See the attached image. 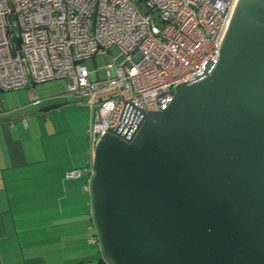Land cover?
<instances>
[{"label":"water","instance_id":"water-1","mask_svg":"<svg viewBox=\"0 0 264 264\" xmlns=\"http://www.w3.org/2000/svg\"><path fill=\"white\" fill-rule=\"evenodd\" d=\"M217 47L165 108L95 141L97 264H264V0H233Z\"/></svg>","mask_w":264,"mask_h":264},{"label":"built area","instance_id":"built-area-1","mask_svg":"<svg viewBox=\"0 0 264 264\" xmlns=\"http://www.w3.org/2000/svg\"><path fill=\"white\" fill-rule=\"evenodd\" d=\"M232 1L0 0V89L64 79L60 94L77 96L75 103L88 107L91 159L102 133L129 135L137 109L165 108L175 84L190 83L206 60L217 59V39ZM96 54L105 60L101 78L92 77L83 63ZM86 171L82 187L90 193L91 162L67 169L64 177ZM88 216V240L101 253L91 208Z\"/></svg>","mask_w":264,"mask_h":264},{"label":"crops","instance_id":"crops-1","mask_svg":"<svg viewBox=\"0 0 264 264\" xmlns=\"http://www.w3.org/2000/svg\"><path fill=\"white\" fill-rule=\"evenodd\" d=\"M16 119L1 109L0 264H97L100 251L88 240L90 193L82 187L88 173L64 177L67 169L90 167L89 145L83 165L58 159L36 134L23 142Z\"/></svg>","mask_w":264,"mask_h":264},{"label":"rangeland","instance_id":"rangeland-1","mask_svg":"<svg viewBox=\"0 0 264 264\" xmlns=\"http://www.w3.org/2000/svg\"><path fill=\"white\" fill-rule=\"evenodd\" d=\"M139 7L144 9L143 1H139ZM109 59H114V52L110 50ZM83 63L92 77L106 76L105 60L101 54L86 58ZM112 71V68L110 69ZM65 86L62 78L36 82L34 86L28 84L17 89L0 91V105L11 119L17 118L16 129L20 138L26 144L35 136L39 140L42 137L44 148L47 152L54 153L58 159L72 161L76 165L84 164V153L87 151L88 142L85 129L89 124L88 107L85 104L75 103L77 96L60 94ZM54 102H64L58 107L45 111L39 107ZM46 115V118L43 117ZM24 116L26 126H22L18 118ZM16 135V131H11ZM36 134L35 136H32ZM95 252V245L90 243Z\"/></svg>","mask_w":264,"mask_h":264}]
</instances>
